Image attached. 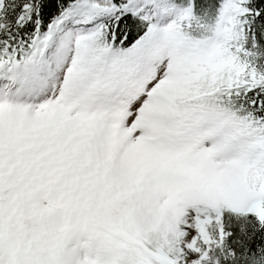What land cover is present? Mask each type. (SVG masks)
Wrapping results in <instances>:
<instances>
[{
    "label": "snow or ice",
    "instance_id": "6c2138e0",
    "mask_svg": "<svg viewBox=\"0 0 264 264\" xmlns=\"http://www.w3.org/2000/svg\"><path fill=\"white\" fill-rule=\"evenodd\" d=\"M0 264H264V0H0Z\"/></svg>",
    "mask_w": 264,
    "mask_h": 264
}]
</instances>
